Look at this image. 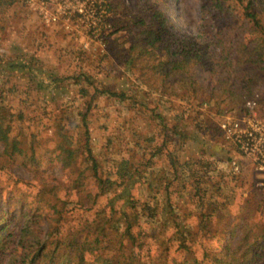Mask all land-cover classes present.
I'll return each instance as SVG.
<instances>
[{"label":"rangeland","instance_id":"rangeland-1","mask_svg":"<svg viewBox=\"0 0 264 264\" xmlns=\"http://www.w3.org/2000/svg\"><path fill=\"white\" fill-rule=\"evenodd\" d=\"M108 3L112 25L100 43L60 26L46 25L26 0L0 1V103L23 115L15 118L13 135H21L28 144L35 139L40 156L37 164L24 166L21 157L14 161L5 158L0 143V219L15 233L25 225L22 212L28 207L34 215L32 229L39 238L49 234V224L56 226V222L46 218L54 213L48 199L54 198L57 189L46 190L48 198L41 202L36 194L43 179L49 185H68L69 171L54 159L58 133L61 130L71 145L80 149L81 167H85L82 145L88 127L90 145L102 169L122 186L129 175L139 176L133 192L141 200L149 198L157 205L169 197L174 211L167 215L193 224L214 212V230L208 234H213L212 238L201 237L203 230L196 227L194 231L201 234L187 241L197 249V255L204 246L219 250L235 243L244 223H264V171L222 133L216 134L225 115L246 113L243 96H230L219 104L201 103L200 98L185 95L172 75L165 86H173L177 92L160 90L161 76L151 65L169 58L182 40H204L201 31L213 35L220 30V37L229 42L232 27L240 28V22L228 18L219 26L210 25L202 18L200 0ZM156 6L167 15L172 35L158 48V58L148 55L143 61H130L134 19L146 15L150 20ZM191 72L207 89L218 90L224 77L200 63ZM96 90L124 92L127 99L106 92L99 95ZM252 99L257 102L256 112L264 117V80L255 87ZM118 172L126 178H119ZM66 192H59L64 204L60 202L58 207L64 205L67 217L60 224L61 230L72 228L79 218H92L95 212L94 207L82 205L76 195ZM199 199L205 202V209ZM245 218L249 220L244 222ZM175 231L173 226L159 228L167 240ZM6 234L0 237V264H17L13 250L2 247Z\"/></svg>","mask_w":264,"mask_h":264},{"label":"trees","instance_id":"trees-1","mask_svg":"<svg viewBox=\"0 0 264 264\" xmlns=\"http://www.w3.org/2000/svg\"><path fill=\"white\" fill-rule=\"evenodd\" d=\"M200 1L202 18L210 25L215 23L219 26L222 19L233 18L241 26L232 27L233 36L229 42L220 37V30L213 35L201 31L205 39L200 42L182 40L179 49L172 51L169 58L151 65L155 68L154 73L161 76L158 87L164 91L171 88L175 91L173 86H165V80L172 75L189 98L198 97L201 103L210 101L219 104L230 96L236 98L242 95L246 106V102L255 96V87L264 80V0ZM151 10L150 20L146 15H137L134 19L136 30L131 31L134 41L130 61H143L148 55L158 58V48L165 37L172 35L167 15L157 6ZM198 63L224 75L218 82V90L207 89L193 78L191 68ZM23 66L31 68L29 64ZM104 92L120 100L127 99L124 92L95 91L99 95ZM178 96L185 99L182 95ZM86 115L82 118L86 119ZM22 116L0 103L3 156L10 161L21 157L24 166L35 165L40 157L35 139L28 144L21 135H13L15 118ZM216 132L221 135L219 126ZM58 137L60 140L53 149L56 152L54 159L69 171L68 185H49L43 179L36 194L41 202L48 198L46 190H52L51 187L57 189L53 193L54 198L48 199L54 213L46 215L50 223L56 222V226L49 224V234L39 238L32 229L34 215L28 207L22 212L25 225L15 233H10L8 225L4 226L5 220L0 219V237L7 232L2 247L13 250L17 264H264V223L246 222L249 219L245 218L246 223L235 243L229 242L219 250L204 246L199 256L197 249L188 245L187 241L201 234L194 231L196 227L203 230L201 237L212 238L213 234H208L214 230L211 228L214 212L198 218L196 224L179 219V216L171 217L167 215L168 211H174L169 197L156 205L149 198L141 200L135 195L133 189L140 182L139 176L129 175L122 186L114 175L105 173L93 154L88 127L82 145L85 167H81L80 149L71 145L66 139L68 136L61 130ZM117 174L119 178H126L125 174ZM66 189V194L73 193L79 203L94 207L95 212L92 218H79L72 228L61 230L60 224L67 217L64 205L58 207V203L64 204L59 192ZM102 198L104 200L101 201ZM199 204L205 209V202L199 199ZM159 208L161 211L157 213ZM169 226L175 227L176 231L167 240L159 228L167 229Z\"/></svg>","mask_w":264,"mask_h":264},{"label":"built area","instance_id":"built-area-1","mask_svg":"<svg viewBox=\"0 0 264 264\" xmlns=\"http://www.w3.org/2000/svg\"><path fill=\"white\" fill-rule=\"evenodd\" d=\"M26 3L46 25L60 26L73 35H87L91 41L104 43L112 25L108 0H26ZM256 105V100L250 99L246 103L247 113L227 114L219 127L227 141L264 171V117L256 112ZM233 164L238 169L236 162Z\"/></svg>","mask_w":264,"mask_h":264},{"label":"crops","instance_id":"crops-1","mask_svg":"<svg viewBox=\"0 0 264 264\" xmlns=\"http://www.w3.org/2000/svg\"><path fill=\"white\" fill-rule=\"evenodd\" d=\"M29 68V67H28ZM28 71V69H26Z\"/></svg>","mask_w":264,"mask_h":264}]
</instances>
